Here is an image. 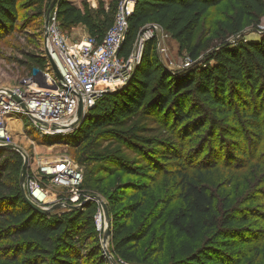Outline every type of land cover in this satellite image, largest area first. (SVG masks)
I'll return each mask as SVG.
<instances>
[{"label":"rangeland","instance_id":"obj_1","mask_svg":"<svg viewBox=\"0 0 264 264\" xmlns=\"http://www.w3.org/2000/svg\"><path fill=\"white\" fill-rule=\"evenodd\" d=\"M53 1L44 0L40 5L34 4L32 0H20L21 7L13 30L0 35V87L20 83L23 78L31 75V55H40V37L43 36L46 15ZM70 1L82 8L87 6L96 10L100 5L108 9L112 0ZM54 10L57 11L56 7ZM236 11L233 0H220L203 15L195 34V41H199L203 47L200 58H206L210 51L224 41L235 42L261 37L264 33V15L258 24L246 21L241 31H231L227 23L234 21ZM80 29L82 35L85 34L84 37L72 35L73 28H67L75 40L84 39L87 35L85 26L80 25ZM146 30L143 35L145 37L151 32L150 29ZM155 33L157 36L156 29ZM137 36L130 54L136 49ZM161 37L163 58L160 57V60L168 69L177 74L194 66V60L185 50H180L178 41L171 34L163 30ZM141 58L142 53L136 61V66ZM44 67L42 66V69ZM162 75L160 71L155 72L151 93L139 106L136 114L120 124L102 128L105 130L114 127L111 131L88 133L86 140L80 142L81 145L70 141L78 135L77 128L81 124L66 132L55 134L39 133L26 124L15 126L11 128L9 143L24 150L29 164L52 156L72 158L82 167L84 179L79 186L64 187L52 179H45L44 184L50 197L43 206L49 207L63 200L67 204L78 205L94 194L109 203L106 192L112 191L117 185L142 184V191L135 187L127 189L128 197L122 202L144 200V206L128 220L132 229L145 227L150 221V213L159 207L161 200L166 197L173 198L168 210L183 204V198L178 194V185L182 173H186L198 179L213 193L219 211L223 212L226 202L236 213L246 217L241 223V234L236 237L239 243L237 250L227 258L228 264H264V80H261L256 89L251 88L247 92L234 88L233 94L227 98L231 105L228 114L221 113L220 109L206 103L202 98L193 96L185 106L190 116L181 122L174 110L166 108L165 111L159 112L150 107L152 100L157 99L160 94ZM181 101L185 102L184 97ZM240 103L253 114L251 116L256 118L255 120L246 119ZM21 117L24 122L28 121L27 115L23 114ZM251 123L258 124L259 127L251 129ZM162 153H167L171 158L163 159ZM25 155L17 149L0 146V192L3 185L14 184L15 179L9 174L12 167L18 178L20 177ZM78 156L83 159L78 160ZM115 161L116 164H113ZM143 162L150 163L153 169L147 174L130 172L129 167ZM100 176L102 182L97 180ZM96 202L99 205V202ZM82 207L83 205L78 208ZM3 208L4 205L0 203V211ZM67 209L71 208L65 206L60 210ZM94 218L100 246L103 248L102 239L106 226L103 209H98ZM1 226L2 224L0 229ZM87 232L88 230L84 234ZM157 234L155 224L149 234L140 241L142 251L147 249ZM110 238L111 235L108 239L109 248ZM85 241L88 243L84 247V253L87 250L90 252V257L84 258L88 261L86 264H114L108 255L102 258L100 254H93L98 247L96 248L92 236ZM180 242L181 239H174L173 230L167 225L164 249L156 256L157 264H170L178 258ZM15 245L16 239H0V264H26L23 254H17L13 248ZM106 258L109 262H103Z\"/></svg>","mask_w":264,"mask_h":264},{"label":"trees","instance_id":"obj_2","mask_svg":"<svg viewBox=\"0 0 264 264\" xmlns=\"http://www.w3.org/2000/svg\"><path fill=\"white\" fill-rule=\"evenodd\" d=\"M43 1L32 0L34 4L40 5ZM118 1L112 0L108 9L100 5L95 10L87 6L82 8L70 0H59L57 16L66 29L83 24L91 36L102 41L114 22ZM219 1L136 0L128 18L129 27L121 53L128 56L139 31L147 25L157 24L178 41L180 50H185L195 64L177 74L168 69L160 60L157 36L154 34L145 42L141 61L126 83L105 93L87 111L84 120L79 123L81 125L78 124V135L70 141L81 145L80 142L86 140L88 133L111 131L114 127L105 130L102 128L120 124L136 114L139 106L151 93L153 75L158 71L163 73L159 86L160 97L153 99L150 107L159 112L166 108L174 110L181 122L190 116L185 106L193 96L202 98L220 109L221 113L228 114L231 105L227 98L233 94L234 88L244 92L256 89L261 80H264V33L259 39L224 41L210 51L206 58H200L203 47L199 41H195V34L203 15ZM233 1L237 11L234 21L227 23L232 32L241 31L246 21L257 24L260 22L264 15V0ZM20 7V0H0V35L13 30ZM97 15L101 17L97 18ZM31 59L33 67L45 66L42 56L33 54ZM183 97L185 102L182 103ZM239 99L242 101L240 97ZM240 104L246 119L255 120L251 116L253 114ZM258 127V124L251 123V129ZM161 156L163 159L171 158L167 153H162ZM81 159L82 156L78 160ZM129 169L130 172L147 174L153 168L150 163L143 162ZM11 172L9 174L15 179L14 184L3 185L0 192V203L4 205L0 211V239H16L13 248L17 254H23L26 264H86L88 261L84 258H89L90 252L87 250L84 253V247L88 243L85 240L90 236L96 242V248L98 247L93 254H100L105 258L95 225L94 215L98 210L96 201L91 199L78 209H56L50 213H42L24 198L20 177L15 173L14 167ZM97 180L102 182L101 176ZM141 186L140 183H123L106 192L112 221L109 250L118 264H157L156 256L164 249L167 225L173 230L174 239H181L179 256L170 264H228L227 258L237 250L239 243L236 237L241 234V223L246 217L236 213L226 202L223 212L219 211L213 193L198 179L182 173L178 194L183 198V204L168 210L173 198L166 197L150 213V221L145 227L132 229L128 220L144 206V200L122 202L128 197L127 189L135 187L142 191ZM155 224L158 234L153 237L147 249L142 251L140 241ZM106 259L103 262H109Z\"/></svg>","mask_w":264,"mask_h":264},{"label":"built area","instance_id":"obj_3","mask_svg":"<svg viewBox=\"0 0 264 264\" xmlns=\"http://www.w3.org/2000/svg\"><path fill=\"white\" fill-rule=\"evenodd\" d=\"M135 2L121 0L118 3L114 22L102 41L90 34L81 40L72 39L69 30L61 25L57 11H51L47 23L46 16L40 37V56L45 59V67L41 68L44 74L39 79L47 84L33 81L0 87V145L9 144L10 117L22 120L21 116L27 115L28 121L22 120V125L31 126L39 133L66 132L77 126L72 123L77 119L80 102L87 112L105 93L126 83L141 57L145 42L156 35L155 29H161L157 24L149 25L147 29L151 32L147 37L143 36L146 32L142 34L138 49L128 56L121 53ZM161 43L162 40L157 39L162 59ZM63 120L71 122L63 127ZM45 179H52L64 187H75L82 183L84 173L82 167L68 157H44L35 163L32 161L24 186L26 194L42 206L50 197ZM96 201L99 202L98 209H103L100 201ZM99 214L101 218V211Z\"/></svg>","mask_w":264,"mask_h":264},{"label":"water","instance_id":"obj_4","mask_svg":"<svg viewBox=\"0 0 264 264\" xmlns=\"http://www.w3.org/2000/svg\"><path fill=\"white\" fill-rule=\"evenodd\" d=\"M58 1L59 0H54L51 7L49 8L48 12H47V19H46V23H47V20L49 18V14L51 13V11L54 9V7H57L58 5ZM149 26H145L144 28H142L139 33H138V36H137V43H136V50L138 49L139 47V43L141 41V36L142 34L144 33V31L148 28ZM162 30L161 29H158L157 30V39L160 40L162 37ZM55 67V70L58 72L56 66L54 65ZM135 70V68H134ZM43 71L41 70V68L37 67V66H34L33 69H32V74L26 78H23L21 80V82L23 84H30L31 82L33 81H39L41 84H47L44 80H40L39 77H42L43 76ZM86 111L84 110L83 108V105H82V102H80L79 104V108H78V112H77V119L72 123V126H75L76 124H79L85 117L86 115ZM0 146H6L8 148H13V149H17V151L19 152H22L24 155V150L18 146V145H15V144H1ZM28 166H29V160H28V157L27 155H25V160H24V163L22 165V171H21V175H20V185H21V191H22V194L24 196V198L26 199V201L32 206L34 207L36 210L42 212V213H50L56 209H62V207H69L71 209H75V208H78L80 206H84L85 202L87 201H90L91 199H95V200H99L102 207H103V211H104V216L106 218V226H105V229H104V234H103V239H102V246H103V249H104V252L106 255H108L111 260L114 262V264H118L117 261L115 260L113 254L111 253V251L109 250V247H108V239H109V236L111 235V217H110V214H109V210H108V203L102 199L99 195H92L90 197H88L87 200L83 201V203L81 204H78V205H70V204H67L66 202H55L53 203L51 206H42V205H39L37 204L36 202H34L27 194H26V190H25V186H24V181H25V177H26V173H27V170H28Z\"/></svg>","mask_w":264,"mask_h":264},{"label":"bare ground","instance_id":"obj_5","mask_svg":"<svg viewBox=\"0 0 264 264\" xmlns=\"http://www.w3.org/2000/svg\"><path fill=\"white\" fill-rule=\"evenodd\" d=\"M71 122V120L68 122V121H66V120H63L62 122H61V124L63 125V127L64 126H67L69 123ZM9 123H10V128H14L15 126H22V120L20 119V118H18V117H10L9 118ZM61 125V126H62Z\"/></svg>","mask_w":264,"mask_h":264},{"label":"crops","instance_id":"obj_6","mask_svg":"<svg viewBox=\"0 0 264 264\" xmlns=\"http://www.w3.org/2000/svg\"><path fill=\"white\" fill-rule=\"evenodd\" d=\"M80 25H83V24H78L77 26L75 25V26H73L72 28H73V31H71V33H72V35H81V37L83 36L84 37V35H82V31H81V29H80ZM84 26V25H83ZM86 28V27H85ZM87 30V29H86ZM88 31V30H87ZM87 34H89V32H87ZM48 157H52V156H48Z\"/></svg>","mask_w":264,"mask_h":264}]
</instances>
